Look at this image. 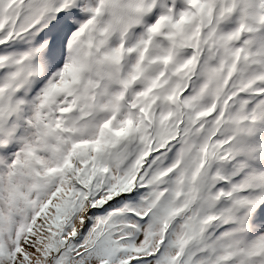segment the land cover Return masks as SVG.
I'll return each instance as SVG.
<instances>
[{"label":"snow or ice","instance_id":"6c2138e0","mask_svg":"<svg viewBox=\"0 0 264 264\" xmlns=\"http://www.w3.org/2000/svg\"><path fill=\"white\" fill-rule=\"evenodd\" d=\"M0 264H264V0H0Z\"/></svg>","mask_w":264,"mask_h":264}]
</instances>
